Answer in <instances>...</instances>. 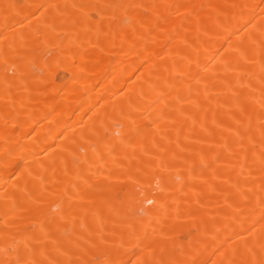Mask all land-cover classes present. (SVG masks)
<instances>
[{"label": "bare ground", "instance_id": "bare-ground-1", "mask_svg": "<svg viewBox=\"0 0 264 264\" xmlns=\"http://www.w3.org/2000/svg\"><path fill=\"white\" fill-rule=\"evenodd\" d=\"M0 264H264V0H0Z\"/></svg>", "mask_w": 264, "mask_h": 264}]
</instances>
